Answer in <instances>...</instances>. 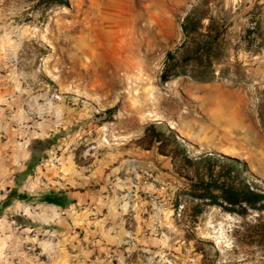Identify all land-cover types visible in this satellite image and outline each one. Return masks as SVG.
Masks as SVG:
<instances>
[{
    "label": "rangeland",
    "instance_id": "1",
    "mask_svg": "<svg viewBox=\"0 0 264 264\" xmlns=\"http://www.w3.org/2000/svg\"><path fill=\"white\" fill-rule=\"evenodd\" d=\"M63 2L0 0V123L39 165L0 210V264L50 263L43 249L53 264H264V213L181 215L171 160L136 144L150 125L172 130L193 157L246 163L264 192V0ZM86 16L115 26L96 60Z\"/></svg>",
    "mask_w": 264,
    "mask_h": 264
},
{
    "label": "trees",
    "instance_id": "2",
    "mask_svg": "<svg viewBox=\"0 0 264 264\" xmlns=\"http://www.w3.org/2000/svg\"><path fill=\"white\" fill-rule=\"evenodd\" d=\"M53 2L64 3L63 0ZM185 28L188 29L187 26ZM198 49L196 65L203 59H211V46L205 45ZM168 79L167 75L163 76V80ZM115 111V108L109 109L100 117L112 116ZM258 111L264 130L263 99L259 101ZM136 144L146 150L155 147L158 154L171 160L175 174L184 181L174 203L175 209L181 202L184 203L181 215L187 214L196 222L210 207H218L239 216H247L252 212L264 213V192L251 180L246 163L213 153L193 157L172 130H164L156 125L148 126ZM34 160L35 156L32 155L28 170L37 167ZM47 200L50 204L61 206L58 198Z\"/></svg>",
    "mask_w": 264,
    "mask_h": 264
},
{
    "label": "crops",
    "instance_id": "3",
    "mask_svg": "<svg viewBox=\"0 0 264 264\" xmlns=\"http://www.w3.org/2000/svg\"><path fill=\"white\" fill-rule=\"evenodd\" d=\"M18 137V132L16 129L14 128H9L6 124L2 125L0 123V210L2 209L3 212H5L8 208L11 207L7 206V207H3L2 205L6 203L7 199L9 198V196H11V193L13 192V194H16V189L20 186V182H23V174L27 171H29L28 173H26V179L28 180L29 178H32V174L35 173L34 171H37V168L39 167V165H37V167L28 170V167L31 163L32 160V152L29 151V146L27 145V152H28V157L23 161L22 158V142L17 141ZM66 197L69 201V205H66L65 210L66 212H71L72 211V206L75 207V203L73 202L74 199H76L75 195L72 192H66ZM56 206V205H55ZM1 218V217H0ZM106 222H109L110 219L109 217H107L105 215L104 218L100 219ZM1 222L6 223L5 219H0ZM107 225V223H105ZM8 225L9 229L11 230L12 228V224H6V226ZM23 226H21L22 228ZM118 227L121 226L118 225ZM7 229V228H6ZM8 229V230H9ZM26 229H21V234L25 233ZM34 229H31V231H33ZM102 231L103 233V229L100 230V232ZM67 234V232H66ZM125 237L124 234H122L121 230L120 233L117 236H113L114 238L116 237ZM71 242L74 243V246L79 249V245L81 243V240H77L76 235H72V233H70L69 237ZM34 244L37 245L38 248L43 249L42 246V242L37 241L35 238H29ZM117 239V238H116ZM119 240V239H118ZM68 241V240H67ZM41 254L43 256H46L47 260L50 263H45V260L42 262H37L35 264H53L54 261H58L59 258V254L56 253L53 255V253L51 252H46L41 251Z\"/></svg>",
    "mask_w": 264,
    "mask_h": 264
},
{
    "label": "bare ground",
    "instance_id": "4",
    "mask_svg": "<svg viewBox=\"0 0 264 264\" xmlns=\"http://www.w3.org/2000/svg\"><path fill=\"white\" fill-rule=\"evenodd\" d=\"M105 8H108L107 6ZM111 21H104L102 28H98L96 24L94 26H91L92 21L89 19V16H86L84 19V25H85V30L89 32L92 30L93 33V41H91V35L90 32L87 34L85 37V47L87 50V54L90 55L94 60H96L100 53L99 50H114L115 49V41L116 38L113 37V23H110ZM92 27V28H91ZM98 28V29H97ZM91 44L93 45V55H91L90 52V46ZM108 66H113L112 62L108 63Z\"/></svg>",
    "mask_w": 264,
    "mask_h": 264
},
{
    "label": "built area",
    "instance_id": "5",
    "mask_svg": "<svg viewBox=\"0 0 264 264\" xmlns=\"http://www.w3.org/2000/svg\"><path fill=\"white\" fill-rule=\"evenodd\" d=\"M254 29H255L254 27L251 28V30H254Z\"/></svg>",
    "mask_w": 264,
    "mask_h": 264
}]
</instances>
